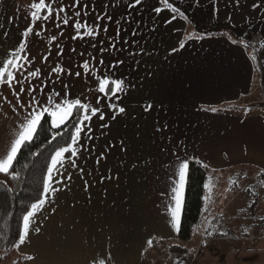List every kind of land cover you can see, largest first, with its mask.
<instances>
[{
    "label": "crops",
    "instance_id": "obj_1",
    "mask_svg": "<svg viewBox=\"0 0 264 264\" xmlns=\"http://www.w3.org/2000/svg\"><path fill=\"white\" fill-rule=\"evenodd\" d=\"M178 1L211 7L219 22H264V0ZM30 2L0 0V66L33 24ZM132 3L80 0L77 8L74 0H56L52 7L67 11L35 21L26 37L31 63L16 76L37 70L38 75L14 84L16 91L25 89L21 102L27 105L35 96L50 114L55 104L79 99L99 111H89L76 156L66 153L54 173L51 187L58 191H50L31 218L18 245L28 257L21 264H107L109 258L113 264H143L149 240L179 239L188 169L183 190H173L183 162L213 170L208 190L221 208L218 189L228 186L232 195L233 175L264 171V106L252 99L262 78L249 45L219 32L189 31L188 17L161 0ZM76 22L80 34L85 24L98 34L80 38ZM102 78L123 80L122 90L106 96L99 91ZM31 87L35 91L29 93ZM15 104L12 90L0 85V160L25 115L18 106L12 111ZM260 242L264 247V238Z\"/></svg>",
    "mask_w": 264,
    "mask_h": 264
},
{
    "label": "trees",
    "instance_id": "obj_2",
    "mask_svg": "<svg viewBox=\"0 0 264 264\" xmlns=\"http://www.w3.org/2000/svg\"><path fill=\"white\" fill-rule=\"evenodd\" d=\"M161 1L163 5L169 4V2L165 3V0ZM176 13L180 15L179 11ZM237 37L239 38V34ZM237 37L234 36L240 41ZM256 65L261 69L262 84H264V64L257 62ZM111 88L112 85L110 84L109 89ZM78 118L79 114L74 109L72 116L65 125L56 129L51 126L50 114H44L33 141L26 143L17 154L10 170L11 174L0 173V252H6L9 255L18 250L19 239L23 230V217L30 210L31 204L43 198L44 180L50 165V157L55 150L69 142ZM54 132H62V135L53 140ZM212 172V169L198 161L191 160L189 163L180 236L177 240L187 241L192 237L206 204L208 187L205 188V185L208 186ZM13 175H16L17 178L13 179ZM247 176L241 175L240 172L233 175V182L231 181L230 186L234 195ZM263 184L264 171L257 172L255 181L244 189L247 194L246 201L249 202L247 203L248 206L240 208L236 205L235 208H229L232 212L219 211L217 214L215 213L205 229L206 236H212L215 239L220 238L219 241L229 242L239 247L244 246V244H250L254 247V244H258L264 238V219H261L264 214H261L258 206L260 203L262 204L261 197H264V189H261L262 192H260L257 187ZM238 201L243 202L244 199ZM239 218L240 220H238ZM247 227L251 230L247 231ZM250 233L255 235L246 237L249 243L240 245L241 241H245L242 239ZM165 244H167V240L155 239L148 253H153L154 250L157 251L156 254L162 252L186 253L189 251L186 246L178 242H174L168 248L165 247ZM237 249L239 250V248ZM230 250H233V247ZM25 258H27L26 255H20L21 263Z\"/></svg>",
    "mask_w": 264,
    "mask_h": 264
},
{
    "label": "snow or ice",
    "instance_id": "obj_3",
    "mask_svg": "<svg viewBox=\"0 0 264 264\" xmlns=\"http://www.w3.org/2000/svg\"><path fill=\"white\" fill-rule=\"evenodd\" d=\"M56 2V0H31L30 2V16L33 21V24L27 27L22 33V36L24 39H22L21 43L19 44L18 49H13L10 51L9 58L6 59L2 66H0V85H7L9 89L12 90V95L16 98V104L12 105V111L14 113L17 112V106L20 109L24 110V118L22 123L19 125V135L15 139V141L12 143L10 150L8 151L6 157L2 160H0V173L4 174H11L10 170L13 167V162L16 160L17 154L21 150V148L26 144L33 141V137L35 134H37V129L40 126L41 119L44 116L45 113H47L49 110L47 106L40 105V102L36 99L35 96H32L31 99L27 102V105L25 103L21 102L20 97L21 94L24 93L25 89L23 87H20L19 91H16L14 88V84H22L24 79H27L28 77H36L38 75L37 71H30L27 72V76L22 77V79L18 80L16 74L23 73L26 71V64H30L31 62L27 58V54L25 51V44L27 42L26 37L29 33L33 31V27L35 26L34 22L38 20H48L50 16L55 13L56 17H59L61 13H65L67 9L65 7H59V8H53L52 5ZM142 3V0H133L132 7H135L137 5H140ZM165 3H167V0H165ZM236 3H239V0H236ZM73 7H80V0H74ZM256 7V5H253ZM86 7V6H85ZM168 7L173 11L177 12L179 9L173 7L171 4H168ZM155 11L159 12L160 9L157 8ZM76 16L80 15V12L77 11L75 13ZM97 19H100V17H97ZM110 19V17H109ZM63 23L67 25L69 23L68 19L65 17L63 19ZM74 27L77 29L78 34H80L79 30L81 28V24L79 22H76L74 24ZM85 32L83 34H80V38H83V35L88 36H94L97 35L98 32L90 28L87 24L83 25ZM43 30V28H42ZM135 34V33H133ZM6 35V34H5ZM35 35L39 36L40 32L35 33ZM75 38V37H74ZM55 39V37H53ZM235 43V41H233ZM183 47V45H181ZM175 51V49H173ZM46 59V57H45ZM117 63H123V61H118ZM85 69H87L89 66L87 63L83 65ZM53 71H62V69H54ZM77 76L80 75V73H76ZM112 85V88L109 89L108 85ZM124 85L123 80H111L109 78H102L99 82V91L101 93H104L106 96H112L115 95L117 92L122 90V87ZM35 91L34 87H31L28 89L29 93H32ZM7 99L6 97L4 98ZM9 103H11L9 101ZM51 103V99H50ZM111 107L115 108V105H110ZM54 108L56 110L50 112V116L53 117L51 121V126L53 128L59 129L62 125H65L66 121L69 120V118L73 114V110L75 109L76 113L79 114V118L77 119L76 125L74 126L73 134L69 140V142L59 147L57 150H55L54 154L50 157V165L47 168L46 172V178L44 180V187H43V198H41L38 202L31 204L30 210L24 215L23 217V235L20 236L19 243H24L25 236L28 234L31 218L36 214L37 211H39L43 204L45 203L46 198L48 197L49 192L51 191L54 193L55 191H58V189L51 187L53 182L54 173L59 174V168L58 166H63V161L65 154H70L71 157H75L77 154V148L76 145L78 143V139L80 137V134L83 130V128L86 126L84 124L85 121L90 120L89 111L91 112V115H96V113L99 111L97 108H90L88 104L81 103L79 99H76L75 101L69 102L64 101L63 104H55ZM119 112H124V108L120 107L117 109ZM213 112L216 111V109H212ZM61 113L58 119H55L57 117V113ZM100 119H103V115L100 116ZM159 130V129H158ZM62 135V132H54L52 135V139L55 140L57 136ZM74 163V162H73ZM189 165L187 162H183L182 166L180 167L178 174H177V182L179 187L174 188V193L182 191L185 183H186V170L188 169ZM16 175H13V179H16ZM62 181L56 180V183H60ZM208 186L205 185V188ZM181 206V201L177 198L175 199V207L177 208V212L179 211ZM177 212H173V218L174 220H178ZM261 219H264L262 217ZM39 231V229H37ZM149 247L152 246V241H148Z\"/></svg>",
    "mask_w": 264,
    "mask_h": 264
},
{
    "label": "rangeland",
    "instance_id": "obj_4",
    "mask_svg": "<svg viewBox=\"0 0 264 264\" xmlns=\"http://www.w3.org/2000/svg\"><path fill=\"white\" fill-rule=\"evenodd\" d=\"M167 1L171 4H175L179 11L188 17L189 31H194L197 34L219 32L227 36L231 35V37H237L239 34V38H237L249 45L248 50L253 60L257 61L259 64H264V22L259 23L252 21L247 24H234L226 21L219 22L217 17L212 15L211 7H201L200 5L194 3H184L179 2L178 0ZM255 68L257 75L261 73V69L258 65H255ZM258 86L259 88L257 92L252 94V99L255 100L256 103L264 106V93L261 79L258 82ZM249 172L251 173L250 175ZM243 175L248 176L243 179V184L235 192L233 203L230 201L233 193L232 195L229 193L231 190H229L228 186H223L224 190L218 189L219 192H222L221 197L223 198V205L225 204L222 208L219 205L218 207L215 206L216 200H214V196L212 194L213 191L211 189L208 190V195H206V205L202 210L200 220L193 231L192 237L187 241L170 239L167 240V244H165V247L168 248L174 242H178L186 246L189 250L188 252H176L173 254L162 252L161 254H156V250H154L153 253H148L147 251L145 257L146 261L143 264H264V247L262 242L259 241L258 244H254V247L250 244H244V246L239 247L234 246L229 242L219 241L220 238L215 239L214 237H209L205 234V229L207 228L209 221L213 219V215L215 213L217 214L219 211L232 212L229 208H235L236 205L240 208L248 206L247 203L249 202L246 201L247 194L244 189L246 187L248 188L255 181V174L251 171H245ZM221 177H225L224 179H226V176L223 174ZM257 189L262 192L264 184L259 185ZM242 199H244L243 202L238 201ZM261 202L262 204L260 203L258 206L261 210V214H264V197H261ZM250 230L251 228L247 227V231ZM254 235L255 234L250 233L245 236L242 239L245 241H241L240 245L248 242L246 237H253ZM232 247L233 250H230ZM237 248H239V250ZM20 255L23 254L19 250L15 253H10L9 255H7L6 252L1 251L0 264H21ZM27 258H25L24 261ZM109 262L113 264L111 258L108 259L107 264Z\"/></svg>",
    "mask_w": 264,
    "mask_h": 264
},
{
    "label": "water",
    "instance_id": "obj_5",
    "mask_svg": "<svg viewBox=\"0 0 264 264\" xmlns=\"http://www.w3.org/2000/svg\"><path fill=\"white\" fill-rule=\"evenodd\" d=\"M263 93H264V84H263Z\"/></svg>",
    "mask_w": 264,
    "mask_h": 264
}]
</instances>
